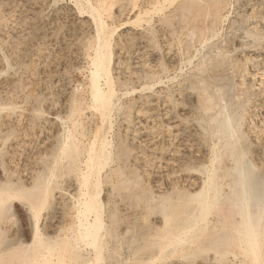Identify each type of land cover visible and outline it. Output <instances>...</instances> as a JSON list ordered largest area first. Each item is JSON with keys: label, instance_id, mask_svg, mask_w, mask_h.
Wrapping results in <instances>:
<instances>
[{"label": "bare ground", "instance_id": "6f19581e", "mask_svg": "<svg viewBox=\"0 0 264 264\" xmlns=\"http://www.w3.org/2000/svg\"><path fill=\"white\" fill-rule=\"evenodd\" d=\"M9 2L0 0V26L5 23L3 11ZM101 3L97 2L91 10L95 40L81 45L84 51L80 50V57L88 66L75 68L87 76L83 85L72 87L64 76L39 82V73H57L63 64L60 61L63 54L58 57L52 49L59 44L57 28L40 27L32 18L35 15L15 21L10 32L0 28V37L21 36L27 31V37L38 38L43 46L39 54L31 55L29 65L23 67L18 77L8 75L0 82V102L5 101L4 105L6 101L31 99L25 114L10 117L4 106L0 107V132L23 126L38 132L47 128L50 138L57 135L60 140L54 144L55 151L52 149V161L67 169V186L77 195L76 204L67 216L68 228L61 236L62 241L44 245L6 240L0 246V264H8L3 256L14 249L21 253L19 263L15 260L18 264H113L125 245L129 248L125 247L129 264H264V156L259 153L264 147V115L259 112L261 108L264 110V103L256 110L250 106L254 97H264V0H177L173 10L156 21L160 23L154 28L161 31L158 44L135 29L122 34L120 40L114 39L116 45L123 42L129 46L127 51L111 47L115 46L111 41L120 26L110 27L100 18L103 10L100 12L99 8H106ZM19 5L16 3L15 7ZM161 5L155 2L143 15L134 10L131 24L142 21L149 24L152 15L162 11ZM240 11L247 13L246 17L234 19ZM174 17L179 19L180 34L186 32L184 44L178 31L170 37L164 32V25ZM76 23L83 24L78 19ZM18 45L17 41L8 45L13 68L25 58L28 46ZM249 50L253 56L246 58ZM4 61L0 59V69L3 63L6 65ZM254 65L259 67L255 73L250 71ZM10 68L5 69H13ZM26 83L46 92L43 90L42 97L34 91L28 93ZM51 84L60 98L58 107L50 98ZM23 86L27 93H23ZM40 103L50 110L46 115L39 116ZM259 113L261 116H257ZM45 142L49 143L46 139ZM155 161L162 164L158 168L163 170L164 179L158 177L157 169L155 172L150 169ZM61 168L57 166L56 171ZM126 169L148 176L135 192L137 199H133L139 200L140 205L136 209L135 204L134 211H129L122 202L126 193L121 202L113 201L119 185L127 184ZM115 181H119L117 186L113 184ZM11 203L4 204L2 211L9 213ZM52 218L51 222L58 223L60 212L56 211ZM130 231L133 235L127 237Z\"/></svg>", "mask_w": 264, "mask_h": 264}, {"label": "rangeland", "instance_id": "374dc122", "mask_svg": "<svg viewBox=\"0 0 264 264\" xmlns=\"http://www.w3.org/2000/svg\"><path fill=\"white\" fill-rule=\"evenodd\" d=\"M18 1V2H17ZM24 1V2H23ZM30 1V2H28ZM43 1V2H42ZM150 3H149V2ZM162 1V2H161ZM28 2V3H26ZM97 2H104L105 5H106V8H99L100 12L101 10H103L100 14V18H102V20L104 22H106V24L110 27H114V26H120L118 28L121 29L120 31L117 30V32L115 33V35L113 36V40L111 42L115 43V40H120L121 38V35L126 33V32H130L132 31V29H135V30H139V32L141 33V35L143 34L145 37H152L154 38V41L155 43L154 44H158L160 41H159V38H160V32H158V28H154L156 27L155 25L159 24L160 22H156L158 21V19H163L165 17V15H167L170 10H173L172 8H174V6L176 5L177 3V0L175 2V0L172 2L171 0H167V1H164V0H37V2L35 0H10V2L8 3L7 7L5 8V11H3L4 13V19H2L5 23H2L3 25L0 26V28H4V32H10L11 30L14 29L13 26H15V21L19 20L20 22L22 20L27 19L29 17H32V15H35L33 16L32 18L37 22V24L40 26V27H52L54 26L55 28H57L56 30V37L58 39V43L59 44H62L59 46V44L55 45L52 49L55 51H53L54 54H56L58 57H60L61 53L63 54V56H61L60 58V61L65 65L63 67V64L61 65L62 67H60V69H58L57 73H47L45 75L43 74H40L39 73V76H38V79H39V82H41L42 80H55L57 78H60L62 76L68 78V81L70 83V86L74 87V86H77V85H83V83L85 82L86 80V74H79L78 72L75 71V68L76 66L77 67H81V68H86L88 66V64L86 62H83L81 60V53L84 51V48H81L82 44H84V42H91L93 40H95V23L94 22H91L93 21V17H94V13L93 11L91 12V10L97 5ZM155 2H160L162 5V11L156 13L155 15H152V21L149 22V24H147L146 22H141L139 24H131L134 19V14L136 11L134 10H137L138 12H142V15L144 13L145 10H149L151 7H152V4H154ZM16 3L19 5V8L15 7ZM36 5H35V4ZM44 3V4H43ZM101 3V5H102ZM13 4V5H12ZM29 4V5H28ZM33 6H32V5ZM79 4V5H78ZM11 5V6H9ZM23 5V6H22ZM89 7H88V6ZM91 5V6H90ZM26 6V7H24ZM10 7H12L11 9H9ZM149 7V8H148ZM16 8V10H15ZM21 8V9H20ZM26 8V9H25ZM34 8V9H33ZM44 8V9H43ZM132 8V9H131ZM134 8V9H133ZM18 9H20L18 11ZM41 9V10H40ZM121 9V10H120ZM12 10V11H9ZM14 10V11H13ZM90 10V11H89ZM131 10V11H130ZM24 11V12H23ZM26 11V12H25ZM130 11V12H129ZM9 12V13H8ZM13 12V13H11ZM15 12V13H14ZM122 12V13H121ZM133 12V13H131ZM140 12V13H141ZM10 13H11V17L10 16ZM28 17H27V14ZM92 13V14H91ZM6 14V15H5ZM63 15V16H62ZM73 15V16H72ZM121 15V17H120ZM159 15V16H158ZM239 15L243 16V17H239ZM247 15V13H245L244 11H240L238 13V15H235L233 16L234 19L235 18H240L241 20L243 18H245ZM22 16V17H21ZM25 16V17H24ZM71 16V17H70ZM93 16V17H92ZM106 16V17H105ZM8 17V18H7ZM11 17V18H9ZM7 20H6V19ZM15 18V19H14ZM36 18V19H35ZM13 19V20H12ZM61 19V20H60ZM82 20L83 24H78L76 23V20ZM173 20L171 22H169L167 25L165 24L164 25V32H167L168 34V37L172 36V34L174 33V31H178V34H179V37L180 40L182 41L181 43L184 44L185 39H187V35L185 31H182L181 34H180V31H179V19L178 17H174L172 18ZM176 19V20H175ZM14 21V23H13ZM75 21V22H74ZM175 23H174V22ZM51 22V24H49ZM68 22V23H67ZM87 22V23H86ZM156 22V23H155ZM94 24V25H93ZM177 24V25H175ZM7 25V26H6ZM9 25V26H8ZM43 25V26H42ZM50 25V26H49ZM71 25V27H70ZM82 25V26H81ZM137 26V27H136ZM146 26V27H145ZM173 26V27H172ZM70 27V28H69ZM75 27V28H74ZM77 27H79V29H76ZM171 27V28H169ZM8 29V30H7ZM75 29V30H74ZM3 30V29H2ZM25 30V29H23ZM69 30V31H68ZM1 31V30H0ZM75 31V33H74ZM171 31V32H170ZM68 32V33H67ZM70 33V34H69ZM74 33V34H73ZM171 33V34H170ZM223 34V36H225V32H221ZM220 33L221 37L222 34ZM26 34V35H25ZM65 34V35H64ZM73 34V36H72ZM184 34V35H183ZM25 35V36H24ZM30 35V34H29ZM76 35V36H75ZM148 35V36H147ZM183 35V36H182ZM9 36V38H8ZM68 36H71V37H68ZM75 36V37H74ZM143 36V40L145 41V37ZM185 36V37H184ZM5 38V40H3V38ZM4 37H0V59L1 60H6L4 62H7L6 65L5 63H3V67L0 69V82L4 81L5 78L9 75V76H13V75H16L17 77L19 76V74H21L23 71H24V68L25 66L29 65L27 62L28 59L32 56H34L36 53L39 54L40 52L39 51H42V44L40 43V40L38 41V38L36 37H27V31H25L24 33H22L21 36H12L11 35H5ZM17 37V38H16ZM22 37V38H21ZM63 37V38H62ZM66 37V38H64ZM88 37V38H87ZM94 37V38H93ZM118 37V38H116ZM8 38V39H7ZM25 38V40H24ZM29 38V39H28ZM61 38V39H60ZM69 38V39H67ZM74 38V39H73ZM18 39V40H17ZM21 39V40H20ZM34 39V40H33ZM115 39V40H114ZM3 40V42H2ZM20 40V42H19ZM27 40V41H26ZM33 40V41H32ZM66 42H65V41ZM78 40H79V43H78ZM83 40V41H82ZM141 40V41H143ZM158 40V41H157ZM11 42L12 41V44L15 45L16 44V41L17 43L19 44L18 47H21V48H25L27 45L30 47V44H31V47L29 48L27 46V48H25V52H24V57H22V60L20 59V61L18 62V67L15 66V68H13V66L11 65V62H10V54L8 53V45H12L11 43L10 44H7L8 42ZM25 41V42H24ZM63 41V42H61ZM31 42V43H30ZM37 44H36V43ZM70 42V43H69ZM5 45L3 47L2 44ZM6 43V44H5ZM22 43H24L25 45H23ZM39 43V44H38ZM64 43V45H63ZM74 43V44H73ZM111 43V45L113 44ZM22 46H21V45ZM122 44V45H120ZM120 44H117L115 43V46L112 45L111 47L113 49H115L117 47V50L118 49H122V50H129L130 47L129 46H126L123 42H121ZM7 45V46H6ZM120 45V46H119ZM136 45V44H135ZM59 46V47H57ZM72 46V47H71ZM120 48H119V47ZM124 46V47H123ZM138 45H136L137 47ZM183 46V45H181ZM57 47V48H56ZM60 47H63V48H60ZM7 48V49H6ZM29 48V49H28ZM39 48V49H38ZM56 48V49H54ZM127 48V49H126ZM133 48V47H132ZM131 48V49H132ZM135 48V46H134ZM33 51H32V50ZM41 49V50H40ZM63 49V50H62ZM31 50V51H29ZM58 50V51H57ZM80 50L82 52H80ZM31 52V53H29ZM36 52V53H35ZM26 53V55H25ZM34 53V54H32ZM60 53V54H59ZM249 53V54H248ZM248 53H245V57L248 58V57H252L253 56V53L249 52ZM9 54V55H8ZM263 54V53H262ZM7 55V56H6ZM30 55V56H29ZM244 55V54H243ZM256 55V53H255ZM4 56V57H3ZM9 56V57H8ZM65 56H67L66 58H64ZM74 57V58H73ZM25 61H23L24 59ZM75 58L77 60H75ZM64 60V61H63ZM65 60H68L65 62ZM75 60V61H74ZM81 60V61H80ZM74 61V62H73ZM76 61H80L79 63ZM26 62V63H25ZM65 62V63H64ZM25 63V65H24ZM74 63V64H73ZM23 64V66H21ZM77 64V65H76ZM86 64V65H85ZM33 65L35 66H38L37 62L33 63ZM8 66L10 69L12 70H7L6 69H9ZM21 66V67H20ZM84 66V67H83ZM257 65H254L252 66L251 68V72L254 71V73L257 71V69L259 68L258 66L256 67ZM24 67V68H23ZM67 67V68H66ZM6 68V69H5ZM63 68V69H62ZM4 69V70H3ZM19 69V70H18ZM187 69V68H185ZM14 70V71H13ZM22 70V71H21ZM63 72H62V71ZM4 72V75L1 73V72ZM5 71H6V74H5ZM62 73H61V72ZM70 71V72H68ZM17 73V74H16ZM63 75H61V74ZM253 73V74H254ZM56 74V75H55ZM66 74V75H65ZM6 75V76H5ZM45 76V78H44ZM60 76V77H59ZM41 77V78H40ZM43 77V78H42ZM2 78V79H1ZM54 78V79H53ZM47 83V82H46ZM31 84V83H30ZM29 83H26L24 84L26 86L25 90H27L28 93H30V91H34L35 95H41L40 97H42L43 93L46 92L44 89V92L43 90L39 89L37 85L33 84L30 85ZM49 84V83H48ZM23 86L22 89L25 87ZM29 87L31 90H29ZM36 87V88H35ZM53 85L51 84V87L50 89H48L49 92L53 93L51 94L50 93V98L52 97L53 98V101L55 102V104H57V107L58 105H60V98L57 96V94L55 93V89L52 88ZM54 89V90H53ZM24 90V89H23ZM22 90V91H23ZM23 91V93H25L26 91ZM26 92V93H27ZM57 92V91H56ZM42 93V94H41ZM56 95H55V94ZM54 96V97H53ZM30 97H28L27 99L25 98V100L23 102H21V106H19L20 102L19 100H13L15 102H12V101H6L5 105H4V102L5 101H2L0 102V107L4 106L3 108H5L6 111V114H8L10 117L12 116H16L17 115H20L21 113L25 114L26 112V109L25 108H30V104H31V99H29ZM51 98V99H52ZM264 98V97H263ZM263 98H258V97H254L251 101H250V106L252 107L251 109L252 110H256V108H261L260 106H262V104L264 103V99ZM27 100V101H26ZM27 104H26V102ZM58 101V102H57ZM258 101V102H257ZM12 102V103H11ZM255 102V103H254ZM14 103V105H13ZM18 103V105H17ZM16 104V105H15ZM24 104V105H23ZM260 105V106H259ZM12 106V107H11ZM19 106V107H18ZM39 106V107H38ZM37 106V110L39 109V116L44 114L46 115L48 111H50L45 105L43 106L42 103L38 104ZM9 107V108H7ZM14 107V109H13ZM22 107V108H21ZM8 109L10 111H8ZM21 111H20V110ZM57 109V108H56ZM48 110V111H47ZM261 110H263V108L260 109V113L261 115L263 116L264 115V110L261 112ZM4 111V110H3ZM13 111V112H12ZM18 111V113H17ZM24 111V112H23ZM258 111V110H257ZM10 112V113H9ZM16 112V113H15ZM20 112V113H19ZM44 112V113H43ZM5 113V111H4ZM46 113V114H45ZM259 113V115L257 116H261ZM14 114V115H13ZM26 119V118H25ZM25 119L23 122H25ZM260 119V118H259ZM115 120V118H114ZM19 127V126H18ZM93 127V126H91ZM21 128V129H20ZM20 128H16L13 127V128H8V129H11V130H8L7 128L6 129H3L5 130V132H3V130L1 129V132H0V227H2V235L0 234V246H3L7 241L6 240H19V241H25L27 240V242H31L33 244H37V243H40V244H44V245H49L48 243L51 244V242H55V241H62V237L64 235V233L67 231V228H68V214L71 213V208L73 207L77 199V195L74 194L75 192L72 191L71 192V189H69V187L67 186L68 184V173L66 174V171L67 169L62 167L60 164L58 165L57 163H54L53 161V157L51 156L52 155V152L55 151V148H56V141H58V137L57 135L55 136L56 138H50L48 137L49 134H47V131L48 129L46 128L44 131L42 128L41 131L37 129H33L29 130V127H23V126H20ZM28 129L31 133L28 134V132H26L25 129ZM15 129V133L13 130ZM7 130V131H6ZM20 130V131H19ZM23 130V131H22ZM12 131V132H11ZM20 133H19V132ZM17 133V134H16ZM38 133V134H37ZM43 133V134H42ZM2 134V135H1ZM8 134V135H7ZM44 134L46 136H44ZM4 135V136H3ZM17 135V136H16ZM22 135V136H21ZM28 137H27V136ZM40 135V136H39ZM2 136V137H1ZM28 139H27V138ZM23 138V139H22ZM11 139V140H10ZM16 139V140H14ZM27 139V141H26ZM45 139L46 141H49V143L47 144V142H45ZM49 139V140H48ZM25 140V141H24ZM42 140H44V143L42 142ZM53 140V141H52ZM60 140V139H59ZM17 141V142H16ZM19 141V142H18ZM33 141V142H32ZM12 142H14L12 144ZM25 142V143H24ZM37 142V144H36ZM53 142V143H52ZM11 143V144H10ZM43 143V144H42ZM17 144V145H16ZM25 144H27L28 146H26ZM31 144V145H30ZM34 144V145H33ZM38 146H36V145ZM44 147H41L40 145ZM55 144V145H54ZM30 145V146H29ZM23 146V147H22ZM32 146L35 147V149L33 148H30ZM10 147V148H9ZM17 147H22V148H17ZM28 147V149H27ZM37 147V148H36ZM51 147V148H50ZM5 148V149H4ZM8 148V149H7ZM7 149V150H6ZM10 149V150H9ZM54 151H53V150ZM264 147L260 149L259 153L262 154V156H264ZM4 150V151H3ZM15 150H19L17 153V151ZM30 150V151H29ZM37 150V151H36ZM39 150V151H38ZM41 150H43L41 152ZM3 151V152H2ZM10 151V153L8 152ZM27 151V153H25ZM262 151V152H261ZM41 152V153H40ZM49 152V153H48ZM6 153V154H5ZM31 153V155H30ZM37 153V154H36ZM7 155H9V157L7 158ZM17 155V156H16ZM35 155V156H34ZM39 155V156H38ZM42 155V156H41ZM47 155V157H45ZM3 156V157H2ZM21 156V157H19ZM33 157V160H31V158ZM49 156V157H48ZM6 157V158H5ZM25 159H23V158ZM30 157V158H29ZM38 157H40L41 159H39ZM4 158V159H3ZM19 159L18 161L16 159ZM37 158V159H36ZM45 158L47 160H45ZM50 158V159H49ZM2 159V160H1ZM39 159V161H37ZM44 159V160H43ZM12 160V161H11ZM27 160V161H26ZM36 160V161H35ZM42 160V161H41ZM53 160V161H52ZM11 161V162H10ZM16 161V162H15ZM21 161V162H20ZM48 161V162H47ZM51 161V162H50ZM9 162V163H8ZM15 162V163H14ZM19 164H18V163ZM25 162V167L24 168V165L23 163ZM26 162L28 163V165L26 164ZM43 162V163H42ZM3 163V164H2ZM5 163V164H4ZM7 163L9 164V166L7 165ZM46 163V164H45ZM158 163V164H157ZM260 164L263 163V162H259ZM22 164V166L20 167V165ZM37 165L36 167H34L33 165ZM50 164V165H49ZM56 164V165H55ZM3 165H6V166H3ZM10 165L12 166V170L10 169ZM27 165V166H26ZM29 165H32V167H30ZM158 165H162L160 164L158 161H155L154 164L151 165V168L153 170V172H155L154 170L157 171V173H160V174H157L158 177L161 179H164L165 178V174H163V170L161 168H158ZM263 165V164H261ZM43 166V168L41 167ZM56 166V167H55ZM57 166L58 168H61L60 171H56L57 170ZM156 168H155V167ZM9 167V168H8ZM40 167V168H39ZM55 169H54V168ZM258 167H260V165L258 164ZM262 167V166H261ZM7 168H8V171H7ZM16 168V169H15ZM31 168L33 169V171L35 173L32 174V170ZM40 170H38V169ZM42 168V169H41ZM52 168V169H51ZM155 168V169H154ZM263 168H264V165H263ZM263 168H260L261 170ZM23 169V170H22ZM37 171H35V170ZM44 169H46V171H44ZM54 169V170H53ZM65 169V171H64ZM15 170V171H14ZM29 170V171H28ZM3 171V172H2ZM7 171V172H5ZM11 171V172H10ZM32 171V172H31ZM56 171V173H55ZM10 172V173H9ZM22 172V174H21ZM29 172V173H28ZM40 172V173H39ZM45 172V173H44ZM48 172V173H47ZM59 172V173H58ZM68 172V171H67ZM131 172V173H130ZM5 173V174H4ZM6 173H7V176H6ZM25 173V174H24ZM38 173V174H37ZM50 173V175H49ZM58 173V174H57ZM128 175H127V174ZM132 175H130V174ZM132 173H135L133 170H130L129 169V172L128 170L126 169L124 171V182L127 183V184H124V185H119V189L117 190L119 196H121L122 194V198L119 197V196H115L114 195V202H121V200L123 199L124 197V193H126V198L130 201V203L128 202V200L124 197L123 201L125 206H127L126 208L129 210V211H134L136 205H140V202H138L139 200H135L137 198H135L137 195V189L141 186V184L144 182L145 183V180L148 179L146 173L144 175V173H141V174H132ZM165 173V172H164ZM10 174V175H9ZM58 177H57V175ZM3 175V176H2ZM19 175V176H18ZM24 175H28L30 176L28 178V176H24ZM33 175V177H31ZM36 175V176H34ZM49 175V176H48ZM54 175V176H53ZM142 175V176H141ZM163 175H164V178H163ZM24 176V177H23ZM128 176V177H127ZM140 177V179L138 180V177ZM25 177H26V180H25ZM55 177V178H54ZM127 177V178H125ZM136 177V178H135ZM146 177V178H145ZM157 177V178H158ZM2 178V179H1ZM28 178V179H27ZM51 178H53L51 180ZM4 179V181H3ZM7 179V180H6ZM24 179V180H23ZM68 179V180H67ZM143 179V180H142ZM29 180V181H27ZM67 180V181H66ZM126 180V181H125ZM137 180V181H136ZM159 180V179H158ZM8 181H11L10 184L8 183ZM27 181V182H26ZM55 181V182H54ZM128 181V182H127ZM142 181V182H141ZM38 187H37V185ZM123 182V181H122ZM121 182V183H122ZM130 182V183H129ZM21 183V185H20ZM47 183H49L47 185ZM7 184V185H6ZM14 184V185H12ZM16 184V185H15ZM46 184V185H43ZM115 186H117L119 184V181H115L113 183ZM130 184V185H129ZM136 184V185H135ZM137 184L139 186H137ZM18 185V186H17ZM34 185V186H33ZM57 185V186H56ZM135 185V186H134ZM11 186V187H10ZM38 189H36V187ZM42 186V187H40ZM126 186V187H125ZM130 186V187H129ZM35 187V189H34ZM40 187V188H39ZM44 187V188H43ZM68 187V188H67ZM121 187V188H120ZM17 188V189H16ZM130 188V189H129ZM8 189V190H7ZM24 189V190H23ZM44 189V190H42ZM123 189V190H122ZM127 191H125V190ZM136 191H135V190ZM26 190V191H25ZM38 190H41L38 191ZM47 190V191H46ZM46 191V192H45ZM124 191V192H123ZM38 192V193H37ZM43 192V193H42ZM48 192V193H47ZM50 192L53 193V195H50ZM120 192V193H119ZM133 192V194H132ZM136 192V193H135ZM16 193V194H15ZM45 193L47 195H49L47 198L44 196ZM51 193V194H52ZM135 193V194H134ZM130 194H131V197H130ZM43 195V197H42ZM11 196V197H10ZM37 197V198H36ZM120 199H119V198ZM47 200H46V199ZM135 198V199H133ZM41 203H40V201ZM45 200L44 202L42 201ZM57 199V200H56ZM64 199V200H63ZM6 200V201H5ZM32 200V201H31ZM2 201H4L5 203H2ZM9 201V202H8ZM38 201V202H37ZM136 201V202H135ZM12 202V203H11ZM58 202V204H57ZM2 203V204H1ZM6 203H11V209H10V212L9 213H5V211L3 212L2 211V206ZM14 204V205H13ZM136 204V205H135ZM135 205V206H134ZM139 205L136 207V209L139 207ZM15 206V207H13ZM130 208H129V207ZM32 208V209H31ZM35 208V209H33ZM57 208V210H56ZM29 209V211H28ZM135 209V210H136ZM16 210V211H14ZM33 210V211H32ZM56 211L60 212L61 214V218L57 221H59L58 223H54V222H51V219L53 221V216L55 215ZM16 212V213H15ZM38 213V214H37ZM7 214V215H6ZM3 215V216H2ZM6 215V217H5ZM2 217V218H1ZM8 217V218H7ZM6 218V219H5ZM31 220V221H30ZM31 222V224H30ZM51 222V223H50ZM6 227V228H5ZM66 228V230H65ZM54 229V230H53ZM128 234L130 235H126L127 237H132L133 235V232L130 231ZM132 234V235H131ZM23 235V236H22ZM62 236V237H61ZM21 239V240H20ZM55 239V240H54ZM3 241V242H2ZM16 241V240H15ZM37 242V243H36ZM126 249L129 250V248H127L128 246H126ZM125 247L123 246L122 251H119V255L121 252H124L126 249ZM17 252H16V251ZM124 250V251H123ZM125 251L123 254L121 253V255L118 257L117 256V259L116 261L113 263V264H129L130 260L128 258V254L129 252L128 251ZM15 251V252H14ZM11 250L9 253V257L7 254H5L3 256V260L4 262L8 263V264H18L20 260L19 258V254H20V257H21V253L19 250L17 249H14ZM19 251V252H18ZM10 253H15V255L13 254H10ZM127 254V256H125ZM8 257H7V256ZM14 256V257H13ZM18 256V257H17ZM16 257V258H15ZM121 257V258H120ZM10 258V259H9ZM14 258V260H12ZM9 259V260H8ZM120 259V260H119ZM122 259V260H121ZM8 260V261H7ZM15 260L18 262H15ZM126 261V263H125ZM10 262V263H9ZM123 262V263H122ZM69 264V263H68Z\"/></svg>", "mask_w": 264, "mask_h": 264}]
</instances>
